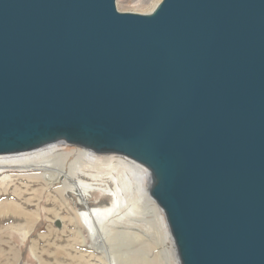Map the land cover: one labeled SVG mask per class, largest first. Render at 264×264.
Segmentation results:
<instances>
[{
	"label": "water",
	"instance_id": "95a60500",
	"mask_svg": "<svg viewBox=\"0 0 264 264\" xmlns=\"http://www.w3.org/2000/svg\"><path fill=\"white\" fill-rule=\"evenodd\" d=\"M0 0V156L149 169L181 264H264V0Z\"/></svg>",
	"mask_w": 264,
	"mask_h": 264
},
{
	"label": "bare ground",
	"instance_id": "6f19581e",
	"mask_svg": "<svg viewBox=\"0 0 264 264\" xmlns=\"http://www.w3.org/2000/svg\"><path fill=\"white\" fill-rule=\"evenodd\" d=\"M60 144L65 145V143H59L33 152L0 156V186L3 185L4 189L8 191L11 188L9 185L21 182L23 177L28 181H38L37 184L49 190H51L49 187L55 186L56 183L62 184L59 192L65 197L64 200L70 202L71 206L65 212L62 211L63 215L57 212L51 215V220L54 222L57 220L56 218L61 220L63 231L57 232L51 226L50 231L61 238H64L68 232L73 233L75 245H79L81 252L88 256L84 264H161V254L154 255L153 249L147 251L142 248L149 243L144 240L147 236L141 234L142 228L152 234L153 240V229L156 230L158 237H161V233H163L168 246V257L173 259L172 263L179 261L169 232L167 218L160 210V205L150 194L153 184L150 179L152 175L144 165L123 155L98 154L79 147L85 153L78 152V156L84 157L87 165L91 164L94 169L100 171L98 174L101 175L102 183H94L86 179L85 173L81 172L78 166H76V170L72 169V172L76 171L75 176L64 172L67 180L63 181L61 174H57L51 165L64 164L66 159H64L65 161L62 159L63 155L71 156L70 153L60 151L56 147ZM115 155L124 158L113 159ZM52 158H59L63 161L53 162ZM77 161L80 160L77 159ZM79 163L82 165L81 162ZM14 170L18 171V176L6 173ZM36 171H40L39 176H32L31 174ZM6 198L10 200V197ZM6 203L11 206L12 201ZM63 203L60 204L64 205ZM6 213L8 212L6 211ZM15 214L18 215L17 218L23 215L17 209L13 217ZM152 239L149 241L152 242ZM144 241L145 243H143ZM75 254L77 255V253Z\"/></svg>",
	"mask_w": 264,
	"mask_h": 264
},
{
	"label": "rangeland",
	"instance_id": "374dc122",
	"mask_svg": "<svg viewBox=\"0 0 264 264\" xmlns=\"http://www.w3.org/2000/svg\"><path fill=\"white\" fill-rule=\"evenodd\" d=\"M161 1L162 0H118L116 7L118 11L122 13L131 12L138 14H149L153 12V9H155ZM56 147H58L60 151L63 150L71 154L69 157H67V155H63L62 159H66L64 164L57 163V160H60L61 162L63 160L59 158H52L53 162L57 161L56 163L58 165H51H53L52 167L55 169L57 174H61L63 181L64 179L67 180L65 178L67 176L63 173L65 172L66 174L70 175L74 174L75 176V170L77 169L76 166H78L81 172L85 173L86 176H84L86 179L94 183H102L100 180L101 175L98 174L100 171L96 170V168L94 169L91 164L87 165L88 163H85L86 159L84 157L78 156V152H84L83 149L77 146L66 144H60ZM116 158L124 157L115 155L113 159ZM77 159L80 161H77ZM127 160L130 161V159ZM77 162L78 165H76ZM79 162H81L82 165H80ZM72 169L75 170L72 172ZM36 172H33L31 175H36L35 177L39 176L40 171ZM6 173H11L14 176L19 175L18 171L16 170ZM23 178L24 179L21 182L19 181L15 185H9L11 188H8V191L4 189L3 185L0 186L3 187L0 188V264H84L85 259L88 256L81 252L79 245H75L73 241V233L68 232L64 238H61V236L59 237L55 234H52L50 231L51 227L57 232L63 231L61 220L56 218L57 220L54 222L51 220V215L56 212L59 214L62 213L63 215V212H65L67 208H70L71 206L70 202L68 203L66 199L64 200L65 197L59 192L62 184L56 183L55 186L49 187L51 188V190H49L48 188L46 189L45 187L37 184L38 181H28L27 178ZM150 179H152V177H150ZM5 187L7 188L8 186ZM6 197H10V200H7ZM7 201H12L10 204L11 206H9V203H6ZM61 202H65L63 203L64 205L60 204ZM10 209L12 211L9 212L8 210ZM16 209L17 211H20V214L23 213V215H20V218H17L18 215L16 214L13 217ZM160 210L163 211L162 208ZM6 211L8 213H6ZM146 214H148V211H146ZM153 232L154 240L151 238L152 234L148 233L147 230L142 228L141 234L146 235L147 237H145L144 240L149 242L147 245H144L145 247L143 246L142 248L146 249L147 251L153 249L152 251L154 255L161 254V264H181L177 252L176 257L179 261L176 263H172L173 259L168 257V246L166 245V240L163 236V233H161V237H158L155 229H153ZM169 232L175 245L171 231ZM150 239H152V242L149 241ZM145 241L143 243H145ZM31 247L32 249H30ZM56 253L57 255H55ZM75 253H77L78 256ZM77 259L78 261H76Z\"/></svg>",
	"mask_w": 264,
	"mask_h": 264
}]
</instances>
